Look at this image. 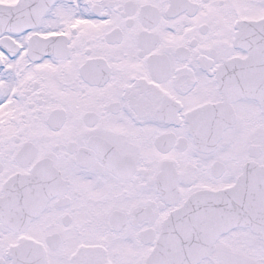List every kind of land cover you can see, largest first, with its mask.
I'll return each mask as SVG.
<instances>
[{"label": "snow or ice", "instance_id": "snow-or-ice-1", "mask_svg": "<svg viewBox=\"0 0 264 264\" xmlns=\"http://www.w3.org/2000/svg\"><path fill=\"white\" fill-rule=\"evenodd\" d=\"M0 264H264V0H0Z\"/></svg>", "mask_w": 264, "mask_h": 264}]
</instances>
